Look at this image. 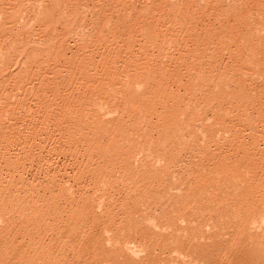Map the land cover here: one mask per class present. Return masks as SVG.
I'll use <instances>...</instances> for the list:
<instances>
[{
	"label": "rangeland",
	"instance_id": "374dc122",
	"mask_svg": "<svg viewBox=\"0 0 264 264\" xmlns=\"http://www.w3.org/2000/svg\"><path fill=\"white\" fill-rule=\"evenodd\" d=\"M29 263L264 264V0H0V264Z\"/></svg>",
	"mask_w": 264,
	"mask_h": 264
},
{
	"label": "bare ground",
	"instance_id": "6f19581e",
	"mask_svg": "<svg viewBox=\"0 0 264 264\" xmlns=\"http://www.w3.org/2000/svg\"><path fill=\"white\" fill-rule=\"evenodd\" d=\"M101 203V202H100ZM37 207V206H36ZM38 210V209H37ZM73 210V209H72ZM45 212V211H44ZM52 214V213H51ZM56 214V213H55ZM62 214V213H61ZM54 216V215H53ZM99 216V215H98ZM144 216V215H143ZM139 218V217H138ZM66 219V218H65ZM38 220H40V219H38ZM37 220V221H38ZM42 220V219H41ZM42 223V222H41ZM148 223H150V222H148ZM256 224V223H255ZM61 226V225H60ZM44 228V227H43ZM73 228V227H72ZM78 230V229H77ZM47 231V230H46ZM68 231V230H67ZM91 231V230H90ZM180 231V230H179ZM66 232V231H65ZM74 232V231H73ZM95 232V231H94ZM260 232V231H259ZM107 234V233H106ZM42 236V235H41ZM222 236V235H221ZM43 239V238H42ZM55 239V238H54ZM30 240V239H29ZM63 240V239H62ZM95 240V239H94ZM32 241H34V240H32ZM121 241V240H120ZM39 242V241H38ZM64 242V241H63ZM81 244V243H80ZM105 244V243H104ZM30 245V244H29ZM64 245V244H63ZM127 245V244H126ZM176 245V244H175ZM42 246V245H41ZM72 246V245H71ZM130 246V245H129ZM181 246V245H180ZM55 247V246H54ZM112 247V246H111ZM136 247V246H135ZM94 248V247H93ZM51 249V248H50ZM178 249H180V248H178ZM24 250V249H23ZM55 250V249H54ZM89 250V249H88ZM129 250V249H128ZM146 250V249H145ZM130 251V250H129ZM138 251V250H137ZM29 252V251H28ZM139 252V251H138ZM19 254V253H18ZM24 254V253H23ZM181 254V253H180ZM187 254V253H186ZM179 255V254H178ZM177 255V256H178ZM34 256H35V254H34ZM180 257V256H179ZM199 258V257H198ZM197 258V259H198ZM60 259V258H59ZM59 259H57V260H59ZM73 259V258H72ZM189 259V258H188ZM218 260V259H217ZM231 260V259H230ZM30 261V260H29ZM60 261V260H59ZM202 261V260H201ZM236 261V260H235ZM30 264V263H29ZM101 264V263H100ZM224 264V263H223ZM226 264V263H225ZM236 264V263H235Z\"/></svg>",
	"mask_w": 264,
	"mask_h": 264
}]
</instances>
